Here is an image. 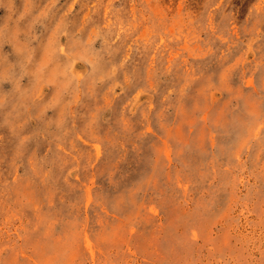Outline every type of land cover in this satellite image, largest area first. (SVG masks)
Segmentation results:
<instances>
[{
    "label": "rangeland",
    "instance_id": "obj_1",
    "mask_svg": "<svg viewBox=\"0 0 264 264\" xmlns=\"http://www.w3.org/2000/svg\"><path fill=\"white\" fill-rule=\"evenodd\" d=\"M0 264H264V0H0Z\"/></svg>",
    "mask_w": 264,
    "mask_h": 264
}]
</instances>
